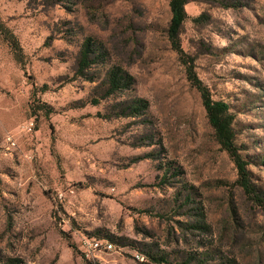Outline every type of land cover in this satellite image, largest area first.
Masks as SVG:
<instances>
[{
  "label": "rangeland",
  "instance_id": "374dc122",
  "mask_svg": "<svg viewBox=\"0 0 264 264\" xmlns=\"http://www.w3.org/2000/svg\"><path fill=\"white\" fill-rule=\"evenodd\" d=\"M185 9L176 43L170 0H0V264H264V206L189 75L264 194V0Z\"/></svg>",
  "mask_w": 264,
  "mask_h": 264
},
{
  "label": "trees",
  "instance_id": "16d2710c",
  "mask_svg": "<svg viewBox=\"0 0 264 264\" xmlns=\"http://www.w3.org/2000/svg\"><path fill=\"white\" fill-rule=\"evenodd\" d=\"M189 0H170L171 23L170 36L177 43L179 35L188 14L185 5ZM190 79L197 86L202 95L203 105L208 114L209 120L215 130L216 137L223 148L234 160L238 170V181L246 193L264 206V194L260 193L251 180L250 171L247 168V161L242 157L236 143V134L233 127V117L230 114V106L223 101L215 100L210 90L190 70ZM97 101V100H95Z\"/></svg>",
  "mask_w": 264,
  "mask_h": 264
},
{
  "label": "built area",
  "instance_id": "2783aa9c",
  "mask_svg": "<svg viewBox=\"0 0 264 264\" xmlns=\"http://www.w3.org/2000/svg\"><path fill=\"white\" fill-rule=\"evenodd\" d=\"M29 130H32V126H29ZM11 140V138H8ZM81 249L86 256L90 257L103 250L111 251L115 250L116 246L113 242L108 240H97L84 238L81 242Z\"/></svg>",
  "mask_w": 264,
  "mask_h": 264
}]
</instances>
